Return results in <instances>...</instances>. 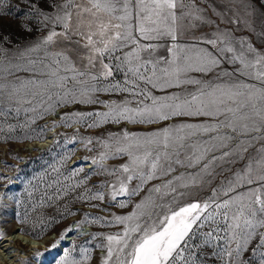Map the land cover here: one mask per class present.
Returning <instances> with one entry per match:
<instances>
[{
    "label": "snow or ice",
    "instance_id": "obj_1",
    "mask_svg": "<svg viewBox=\"0 0 264 264\" xmlns=\"http://www.w3.org/2000/svg\"><path fill=\"white\" fill-rule=\"evenodd\" d=\"M21 3L24 9H27L24 12L25 16H35L44 26L49 23L53 26L40 44L26 49L21 55L61 42L85 49L86 55L78 57L85 63L82 67H77L76 61L72 59L70 53L76 52V48L52 53L46 51L45 57H50V63L41 61L42 70L38 73L45 79L0 83V114L4 111L5 103L9 105L13 102L32 103L39 99L43 104L47 98V107L43 110L45 114L53 111L57 105L68 103L99 102L108 106V111L100 113H65L60 117L62 122H67L70 117H76L77 120L74 122H79L85 116L93 115L100 117V123L109 121L120 123L121 120H125L140 124H155L177 116L216 118L217 122L214 124H182L175 129L164 127L143 137L125 131L121 138L125 146L118 148L117 151L127 153L130 157V163L123 165V171L129 173L127 181L138 179L141 185L154 179L158 171L163 174L173 172L175 170L173 164L186 167L200 166L198 173L189 174L188 177L190 183H199L204 175L211 173L214 163L228 162L230 157L247 152L255 142H264V54L243 40L239 41L240 47L237 51L232 46L230 33L227 32L219 33L214 39L206 41L216 49L215 53L204 48L176 43L180 31L179 22L182 19L185 17L201 19L200 16H194L191 11H184L183 0H80V2L64 0L57 6L58 11L55 15L44 12L39 6L40 0H21ZM6 14L16 15L11 9L5 13L0 8V15ZM21 26L31 31L26 24L22 23ZM56 26H60L61 30L56 31ZM165 40L173 42L166 49L170 58L152 59V53L162 47L160 42ZM125 49L129 50L124 51ZM118 51L123 55L115 56ZM224 53L233 55L227 57L223 55ZM105 59L109 62L105 63ZM113 60L116 61L115 68L123 71L125 75L124 83L98 86L101 85V81L113 76L111 63ZM225 60L229 63L238 62L240 67L232 73L225 71L221 75L238 74L258 83H241L237 80L228 86H204L196 93H188L183 97L178 94L157 97L147 89L149 85L153 89L182 85L200 86L202 81L188 74L213 73ZM29 64L35 65L36 61L30 60ZM97 64L99 70L94 71ZM161 64L164 67H161ZM14 70L21 69L18 65L10 64L7 68H0V73L6 72L11 76ZM24 70L36 72L35 68ZM69 83L72 85L71 88L68 87ZM22 89L24 96L32 97L31 100H24L21 97ZM98 92L129 93L134 98L138 97L137 106L129 107L131 102L129 100L120 103L97 101L92 94ZM149 100L150 103L145 102ZM16 110L19 111V108ZM53 126H56L55 121ZM95 126L98 125L96 123L88 125ZM11 128L9 125L10 130ZM221 130L224 134H220ZM196 133L217 134L202 144H189L188 140ZM40 135L42 136V132ZM91 142L90 139L87 141L89 144ZM119 142L117 140V143ZM103 143L105 147L108 146L107 141ZM185 150L190 153L185 158L186 163L180 159ZM216 151H220L219 156L212 154L209 157V153ZM137 152L142 154L137 155ZM106 158L107 154L101 153L99 161L93 160L92 163L103 168L102 162ZM174 179L177 181L176 186L171 180L163 186L169 189L168 192L162 193L159 186L153 191L160 193L161 199L172 195L173 202L177 198H183L185 193L178 191V187L187 188L188 184L180 183L184 179L183 174ZM242 185L252 187L222 202H216V193L213 190L211 204L207 201L203 203L193 201L173 207L171 204L157 205L150 198L151 206L160 208L162 213L156 215L155 220L152 219V213L147 206L137 204L136 208L140 211L129 216L115 217L114 222L125 227L123 234L106 237L108 243L102 264H110L113 261L114 264H196L193 248L201 246L193 242L196 228L203 226V223L214 222L217 215L226 222L231 221L227 223L226 231L231 233L232 240L244 234L251 236L257 226L264 228V144L258 150L257 157L250 160L245 172L236 175L235 184L229 183L223 195L227 197L230 192H235L236 188ZM122 194L134 195L136 190L129 193L127 184L121 181L118 190L113 188L112 199L115 200ZM80 198L103 200L104 196L98 193L95 196ZM119 206L126 205L121 203ZM213 207L214 211H210L209 209ZM142 219L145 221L143 224L140 223ZM70 231L71 228L61 233L51 248H56ZM205 236L211 237L213 232L205 233ZM261 239L264 241V236ZM207 243L208 240L205 239L204 244ZM224 251L231 258L232 251L228 249ZM36 255L39 256L41 253L37 252ZM69 256V250L65 249L56 264H82L81 261L69 259Z\"/></svg>",
    "mask_w": 264,
    "mask_h": 264
},
{
    "label": "rangeland",
    "instance_id": "obj_2",
    "mask_svg": "<svg viewBox=\"0 0 264 264\" xmlns=\"http://www.w3.org/2000/svg\"><path fill=\"white\" fill-rule=\"evenodd\" d=\"M63 2L64 0H40L39 6L44 12L55 15L58 11L57 6ZM183 2L185 12L191 11L194 16H200L201 19L192 17L182 19L179 22L180 31L176 43L188 47L204 48L215 53L216 49L206 41L214 39L219 33L227 32L230 33L232 46L237 51L240 47L239 41L243 40L251 43L260 53L264 54V35H262L264 33V0H183ZM0 8L5 13L11 9V12L16 14L0 15V68H7L11 64L18 65L21 69L20 71L14 70L11 76L6 72L0 73V83L45 79L38 73L42 70L41 61L50 63V57H45L46 51L52 53L62 49L76 48L77 51L70 55L76 61L77 67L83 66L85 62L79 60L78 57L86 55V50L69 43L57 42L46 48L41 47L37 51L21 55L26 49L40 44L53 26L50 23L44 26L35 16H25L24 12L27 9H24L21 0H0ZM232 20L239 22L232 23ZM75 22L74 16L73 25ZM22 23L26 24L31 31L22 27ZM60 30L61 27L56 26V31ZM160 43L163 46L157 48L151 58H170L166 49L173 42L165 40ZM114 55L122 56L123 53L118 51ZM223 55L231 57L233 53ZM30 60H35L36 64H29ZM104 62L109 61L105 59ZM111 63L113 64V76L101 81V85L98 86L116 82L124 83L123 71L115 68V60ZM160 66L164 67L163 64ZM239 67L238 62L229 63L225 60L213 73L205 75L191 72L188 74L192 78L201 80L202 85L200 86L182 85L153 89L149 85L147 89L157 97L173 94L183 97L188 93H196L200 87L204 86H228L237 80L241 83H258L238 74L235 76L221 75L225 71L232 73ZM32 68L36 69L35 73L31 70H24ZM98 70L99 64L94 71ZM68 87H72L71 83ZM92 95L97 101L120 103L129 100L131 101L129 107L137 106L138 97L134 98L125 92H98ZM21 97L24 100L32 99L30 96H24L23 89ZM53 101H55L54 96ZM145 102L150 103V100ZM47 103V98L43 104L39 99L32 103L13 102L11 105L5 103L4 111L0 114V233L5 235L17 228L33 238L51 236L47 248L32 253V258L37 256V252L41 253L37 257L40 258L42 264H56V261L63 256L65 249L70 252L69 259L81 261L82 264H102L108 243L106 237L118 233L123 234L125 227V225L115 223V217L129 216L133 212L140 211L136 205L141 203L148 207L153 220L156 215L162 214L160 208L151 206L150 198L157 205L171 204L173 207L193 201L201 203L207 201L211 204L210 198L213 197V190L216 193V202H222L252 187L242 185L237 187L235 192H230L227 197L223 195L230 182L235 184L236 175H242L250 160L257 157L258 150L264 144L261 141L255 142L247 152L230 157L228 162L214 163L211 173L204 175L203 180L196 184L190 183L188 177L189 174L198 173L200 166L186 167L175 164H173L175 169L173 172L163 174L158 171L154 179L143 185L138 179L127 181L126 177L129 173L123 171V165L130 163V157L127 153L117 151L118 148L125 146L121 139L125 131L143 137L164 127L175 129L182 124H214L217 122L216 118L177 116L155 124H140L125 120H121L120 123L111 121L100 123V117L93 115L92 117L85 116L79 122H74L77 120L76 117H70L67 122H62L60 117L65 113H100L108 111V106L99 102L68 103L57 105L53 111L45 114L43 110L47 107ZM17 108L19 111L16 110ZM54 121L56 126H53ZM93 123L98 126L88 127ZM9 125L12 126L11 130ZM49 128L53 131V136L48 145L40 151L24 149L27 142L41 140ZM216 134L196 133L188 140V143L202 144ZM220 134H224L223 130ZM89 139L92 141L90 144L87 143ZM241 139L247 138L241 137ZM117 140L120 142L117 143ZM104 141H107V147ZM233 147H235L234 143ZM101 153L107 154V158L102 162L103 168L92 163L93 160L99 161ZM136 154L141 155L142 153L137 152ZM189 154L185 150L180 159L185 160L186 163L185 158ZM212 154L219 156L220 151L209 153V157ZM164 167L166 169V165ZM181 174L184 179L180 183L188 184L187 188L178 187V191L185 193L183 198H177L173 202L172 195L161 199V194L153 191L159 186L162 193L168 192L169 189L163 186L169 180L173 181V185L176 186L177 181L174 177L181 176ZM121 181L127 184L129 193L136 190V194H122L113 200V188L118 190ZM98 193L103 194V200L80 198L95 196ZM121 203L126 206L120 207ZM209 210L214 211V207ZM144 222L143 219L140 221L141 224ZM230 222V220L224 221L217 215L214 222H206L203 226L196 228L193 242L201 245L199 248H193L196 264H229V261L231 264H262L264 241L261 237L264 236V228L257 226L251 236L244 234L232 240L231 233L226 231L227 223ZM72 225L78 227L82 233L67 240L63 250L53 254L56 248H51L52 243ZM208 232H213V236L206 237L205 233ZM205 239L208 240L207 244H204ZM225 249L232 251L231 258L226 255ZM32 258H28L25 263L31 264ZM110 264H114V261Z\"/></svg>",
    "mask_w": 264,
    "mask_h": 264
},
{
    "label": "bare ground",
    "instance_id": "obj_3",
    "mask_svg": "<svg viewBox=\"0 0 264 264\" xmlns=\"http://www.w3.org/2000/svg\"><path fill=\"white\" fill-rule=\"evenodd\" d=\"M52 132L51 128H49L41 140L27 142L24 145V149L33 151L40 145H44L53 136ZM69 228L72 231L68 232L66 238L60 241L56 249L53 250V254L63 250L66 241L79 233L78 227L72 225L67 229ZM50 239L51 236L49 235L42 238H33L14 228L10 233L0 235V264H27L25 261L28 258H32L33 252L47 248V243ZM31 261V264H42V261L37 256L33 257Z\"/></svg>",
    "mask_w": 264,
    "mask_h": 264
},
{
    "label": "water",
    "instance_id": "obj_4",
    "mask_svg": "<svg viewBox=\"0 0 264 264\" xmlns=\"http://www.w3.org/2000/svg\"><path fill=\"white\" fill-rule=\"evenodd\" d=\"M52 140V137L47 140V142L44 145H40L38 148H36V151H40V149H42L44 146L48 145V143Z\"/></svg>",
    "mask_w": 264,
    "mask_h": 264
},
{
    "label": "built area",
    "instance_id": "obj_5",
    "mask_svg": "<svg viewBox=\"0 0 264 264\" xmlns=\"http://www.w3.org/2000/svg\"><path fill=\"white\" fill-rule=\"evenodd\" d=\"M44 147H45V146H44ZM79 233H82V232L79 231Z\"/></svg>",
    "mask_w": 264,
    "mask_h": 264
}]
</instances>
